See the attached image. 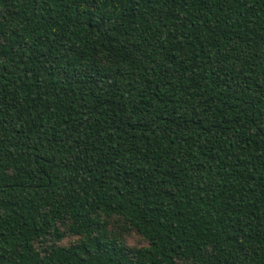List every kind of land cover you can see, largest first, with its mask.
Masks as SVG:
<instances>
[{"label":"trees","instance_id":"obj_1","mask_svg":"<svg viewBox=\"0 0 264 264\" xmlns=\"http://www.w3.org/2000/svg\"><path fill=\"white\" fill-rule=\"evenodd\" d=\"M184 263L264 264V0H0V264Z\"/></svg>","mask_w":264,"mask_h":264},{"label":"rangeland","instance_id":"obj_2","mask_svg":"<svg viewBox=\"0 0 264 264\" xmlns=\"http://www.w3.org/2000/svg\"><path fill=\"white\" fill-rule=\"evenodd\" d=\"M111 229L116 232L117 235L121 236L127 245L141 247L147 245V241L134 229H127L123 222L115 221L111 223ZM78 239L77 236H65L60 242L63 245H69L75 243ZM190 264V263H184Z\"/></svg>","mask_w":264,"mask_h":264}]
</instances>
